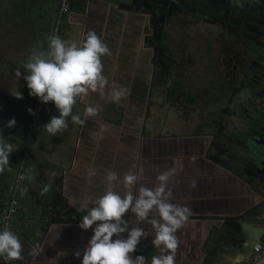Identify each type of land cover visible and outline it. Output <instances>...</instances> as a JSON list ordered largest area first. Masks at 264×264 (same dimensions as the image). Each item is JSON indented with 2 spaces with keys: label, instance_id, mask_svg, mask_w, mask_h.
Segmentation results:
<instances>
[{
  "label": "crops",
  "instance_id": "crops-1",
  "mask_svg": "<svg viewBox=\"0 0 264 264\" xmlns=\"http://www.w3.org/2000/svg\"><path fill=\"white\" fill-rule=\"evenodd\" d=\"M29 1L7 3L10 16L2 19L0 14L1 26H8L9 39H17L26 47L24 58L15 57V64L0 70V96L4 93L7 97L13 90L25 87L16 70H22L18 66L21 60L26 63L34 42H41L45 36L34 37L33 29L27 27L36 12L43 17L46 13L49 20L36 19L35 27L54 25L57 34L67 41H83L88 31H95L110 50V54L101 58L109 83L102 92H90L74 105L73 115H80L85 120L83 125L73 123L69 117L67 129L54 136L43 125L51 116H59V112L53 102L46 103L41 122L31 134L34 147L29 155L33 160L30 163L24 160V173L31 167L28 174L33 179L22 184L18 213L10 227L24 244V259L11 264H81L82 254L77 258L74 253L78 249L82 252L93 231L81 229L80 220L106 191L107 173L117 172L122 181L130 169L141 174L134 193L141 184L153 187L159 174L175 169L168 183L172 193L170 202L187 206L191 212L176 233L179 247L175 264H241L255 243L264 242V167L235 156L244 150L249 135L264 134L261 131L264 83L252 80L251 84L257 85L260 92L244 98L238 92L232 95L235 85L229 78L220 80L211 76L218 81L216 85L191 78L185 83L191 99L185 103V110L179 106L181 100H167L165 106L162 82L172 72L158 66L161 63L158 48L146 36L159 13L168 19L177 17L176 22L186 12L196 13L202 18L197 20L194 16L193 23L187 22L192 31L186 27L184 33L177 35L178 44L185 35L188 43L181 48L190 50L189 59L199 58L202 52L208 56L213 52L222 59L226 55L224 45L234 44L240 52L253 49L255 53L247 56L261 74L264 73V31H260L264 28V0H250L247 5L241 0L239 6H234L241 16L234 17L229 24L238 29L224 18L227 5L232 7L230 0H219L217 4L214 0H195L198 5L193 4L194 0H184L192 9L173 6L171 0H146L149 5L145 0H62L69 8L59 22L60 5L54 0H48L49 5L44 0ZM136 3L147 9L148 18L142 8L132 9ZM23 5L29 13L15 12ZM195 7L199 13L194 11ZM181 28L180 32L184 27ZM198 32L205 39L201 42L204 48L194 55ZM218 42L222 46L218 47ZM182 51L179 47L174 50L180 55ZM241 72L245 74L244 69ZM197 73L193 71L191 75ZM113 87L127 89L126 98L119 104L111 100ZM32 98L29 92L22 99L13 96L14 110L0 114V135L17 146L9 157L10 168L0 173V210L7 197L8 183L23 168L21 149L30 128L32 114L28 109L33 110ZM89 105L98 107L99 112L86 118L84 112ZM12 118L16 124L9 128L3 121ZM214 156L216 162L212 160ZM91 170L96 174L90 175ZM45 185L50 186L46 192ZM117 190L124 191L122 185ZM125 218L130 226H137L133 213H127ZM155 218L159 220L158 216ZM139 227L149 232V236L140 240L133 255H143L146 264H151L152 256L159 251L151 243L155 229L147 222ZM123 236L126 238L127 233ZM33 245L39 246L36 255L30 254ZM0 264H4L2 259Z\"/></svg>",
  "mask_w": 264,
  "mask_h": 264
},
{
  "label": "clouds",
  "instance_id": "clouds-1",
  "mask_svg": "<svg viewBox=\"0 0 264 264\" xmlns=\"http://www.w3.org/2000/svg\"><path fill=\"white\" fill-rule=\"evenodd\" d=\"M108 54V46L95 31H88L80 42L50 35L46 51L38 48L31 50L27 62L23 64L26 72L23 78L31 96L37 97L42 103L53 102L58 110L59 116H51L49 122L43 125L52 136L67 129L69 117L75 124L85 123L80 115H73V107L90 92H102L108 85L101 59ZM21 75L17 69L16 76L20 78ZM11 94L17 99L23 98L19 90ZM126 96V88L113 87L112 102L119 104ZM28 112L34 114L31 108ZM98 112V107L89 105L85 108L84 116L93 117ZM15 124L16 121L12 118L7 127H14ZM16 149L17 146L0 135V173L10 168L9 157ZM31 171L32 168L29 167L20 179L31 181L33 177L28 174ZM89 174L95 175V170H91ZM174 174L175 169L166 170L158 175V183L153 187L141 184L134 193L133 188L141 174L130 169L121 181L117 172L109 171L105 177L108 184L106 191L79 222L81 229L93 231L82 252L78 249L74 253L77 258L82 254L81 264H146L145 256L133 255L140 240L149 236V232L139 227L142 222L150 223L155 229L151 243L159 251L152 256L151 264H175L179 247L176 233L183 227L191 212L187 206L170 202L172 193L168 189V183ZM121 185L123 192L117 190ZM48 187L50 186L45 185L43 190L46 192ZM83 210L77 208V211ZM129 212L134 214L137 226H130L129 220L125 218ZM124 233H127L126 238ZM38 250L39 246L33 245L30 254L36 255ZM23 252L24 244L20 235L6 224L0 230V259L4 264H11L13 261L23 260Z\"/></svg>",
  "mask_w": 264,
  "mask_h": 264
},
{
  "label": "rangeland",
  "instance_id": "rangeland-1",
  "mask_svg": "<svg viewBox=\"0 0 264 264\" xmlns=\"http://www.w3.org/2000/svg\"><path fill=\"white\" fill-rule=\"evenodd\" d=\"M13 1L18 3L17 0H0V14L3 16L2 19H4V18L6 19V16L7 17L10 16L9 12H10L11 8H9V4H11ZM31 1H29V2H31ZM38 1L40 2V0H33V2H38ZM47 1L48 0H44V2H46V4H47ZM54 1L57 3V5H60V16L59 15L57 16V22L63 21L61 18L63 17V14H65V11L68 10L69 6H67L66 10H65L64 9L65 5H66L65 1L64 2L62 0H54ZM149 1H152V0H149ZM218 1L219 0H216V2H218ZM230 1H232V7L227 5V9H226V12L224 15V18L227 19V24H229L231 22V20L234 19V17L237 18V17L241 16L239 14L238 9L236 11V9L234 8V6L237 4L239 6V1H241V0H230ZM249 2H250V0H242V3H244L246 5L249 4ZM7 3H9V4H7ZM2 4H5L6 8ZM47 5H49V4H47ZM147 5H149L148 2H147ZM61 8H63L64 10H62ZM141 8L143 10H145L143 12L146 13L145 15L148 18V15H149L148 11L142 5V3H136L132 9H141ZM157 9L158 8H156V10ZM50 11L51 10L49 9L48 13H51ZM15 12L29 13L27 10V7L25 5H23V8L16 9ZM41 14L42 13L36 12L35 18L29 20L30 22H29V25H27V27L33 29V33H35L34 37H36V35L38 37H40L43 34H45V36L42 37V38H44V40H42L41 42L40 41L34 42L33 45H34V48H39V46H41L40 50L43 49V51L44 50L46 51L47 50V38H48V36L59 35V33L57 34L58 28H57V30H56V28H53L54 25H51V28L50 27H48V28L44 27L43 25L36 26V27L33 25V21L36 22L38 19H41L43 17V16H41ZM44 15H45V17H43V19H47V21H48L49 18L46 15V13H44ZM193 17L196 18L197 20H200L202 18V16L200 18V16L198 14L193 13V15L188 14L186 17L180 18V20H178V22H176L177 17H175V19L174 18L168 19L164 15L162 16V14L159 13L156 16L157 22H151L149 31L147 33V36H146L147 41L148 42L153 41V44L156 45L158 48V50H157L158 54L157 55L161 61V63L158 65H161L164 68V70L170 69L171 70L170 72H172L169 76V79L165 83L166 85L163 84V82H162L163 89H162L161 93H162V95H163L162 97L164 99L163 105L166 106L167 100L168 101L169 100H174V101L175 100H181L183 104L181 103L179 106H181L183 109L186 108L185 105L188 103L186 93L188 94V92H187V89H185L186 88L185 86L182 87V81H181L182 79L186 82V81L191 80V78H193L194 81L197 80V78H199L200 80L205 81L207 83H210L211 85H216L218 81L211 76H215V77L217 76L220 80H227V78H229V80L232 83H234V85H235L233 92H232L233 93L232 95L235 94L234 92H238L239 96H242L244 98H251V97L259 94V92H260L259 87L257 85L254 87L251 84V82H252V80H257L260 82L261 79L263 80L264 74L263 73L260 74L257 71H255V69H256L255 64H250L251 58L249 56H247L248 51L240 52L239 50H236L234 44H231V45L226 44V45H224V51H225L224 54H226V55L222 59H221V57L217 58L212 51H211L212 52L211 55L208 56V54H204V52H202L204 46L201 45V42L204 43L205 39L203 37L202 32H198L199 36H198V39H196V41L198 42L197 47H196V50L192 51V53L194 55H196L197 51L199 53L202 52V53H200L201 56L199 58H196V59L194 56H193L194 59L188 58L189 55H192L190 53V50H185V48H181L182 45L188 43L187 40H185L186 37L183 34V37H181V42L178 44L179 37L177 35L184 33V30L186 29V27L187 28L189 27L188 31H192V26L188 25L187 22L193 23ZM0 22H1V20H0ZM1 25H2V23H0V70L4 69V68H8L12 64H15V60L13 58H15V57L16 58H21V57L24 58V55L26 53V51H25L26 47H24L20 44L21 41H19L17 39H15V40L9 39V31L7 30L8 26H1ZM229 25L237 28L236 25H231V24H229ZM180 26H182V28L184 27L183 30H181V32L179 29ZM20 33H22V32H20ZM20 35H22V34H20ZM150 37H153V40H150ZM156 38H157V41H156ZM237 41H239V40H237ZM239 42L241 43V41H239ZM24 43H26V41ZM38 43H42V45H37ZM212 43L214 44V42H212ZM235 44H237V43H235ZM163 46H165V47H163ZM217 46L218 47L222 46L221 42L220 43L218 42ZM230 46H231V48H230ZM178 47H179V50L180 49L183 50L181 55L179 52L178 53L174 52V50H176V48L178 50ZM32 49L33 48H31V50ZM213 49H214V47L212 48V50ZM31 50L28 51L27 55L31 54ZM24 63L25 62H23V60H21V62L18 65L19 68H22ZM190 66H193V68H190ZM13 67H15V66H13ZM165 67H166V69H165ZM243 69L245 70V74L243 72H241ZM221 70H223V72ZM6 71L8 73L7 69L5 70V72ZM193 71L194 72L198 71L199 74L197 73V74L191 75V73H193ZM20 72L22 73L20 78L22 80H24L23 76L26 75V72L23 68H22V70H20ZM227 72L230 74V76H228ZM182 73L185 74V77L181 79V76H183ZM13 75H15L14 72H13ZM172 80H173L172 86H170V88H168V85L170 84V81H172ZM24 82H25V87H22L21 89L20 88L15 89L12 92L19 90L22 93V96L26 97V94L30 90L27 88V82L25 80H24ZM253 84L255 85L258 83H253ZM186 86H187V84H186ZM182 90L185 92V95L181 92ZM4 95H5L4 93H1V96H0V114H4V113L8 114V112L14 110V105H13L14 101L12 100L13 95L11 94V92L8 95L9 97L8 96L6 97ZM32 97H33L32 100H33V106H34V103H35L37 97H34V96H32ZM230 97H231V95H230ZM31 119H32V117H31ZM40 122H41V117L39 118V124H40ZM3 123L6 124V123H8V121H3ZM0 124H1V122H0ZM175 130H176L175 128H171V131H175ZM31 138L32 137L27 135L25 143L22 146L21 151L23 153V158L21 159L20 167H23L25 165V161L30 163V161L33 160V159H31L32 156L29 155L31 149H33L31 147H34L32 144L33 142H32ZM35 165H37V164H35ZM21 170H23V172H24V167L21 168Z\"/></svg>",
  "mask_w": 264,
  "mask_h": 264
},
{
  "label": "built area",
  "instance_id": "built-area-1",
  "mask_svg": "<svg viewBox=\"0 0 264 264\" xmlns=\"http://www.w3.org/2000/svg\"><path fill=\"white\" fill-rule=\"evenodd\" d=\"M67 6L68 3H66L65 5V10ZM45 107L46 103H42L38 98H36L33 107L34 114L32 115L28 136L32 137V132L38 127L39 118L41 117V114L44 111ZM22 174H24L22 170L18 171L8 183L7 197L0 210V221L3 224V227L6 224L11 227L18 213V207L20 203L19 195L22 184L24 182V180L20 179V176ZM263 256L264 242L257 243L252 247L251 254L244 261H242L241 264H255V262H257Z\"/></svg>",
  "mask_w": 264,
  "mask_h": 264
},
{
  "label": "water",
  "instance_id": "water-1",
  "mask_svg": "<svg viewBox=\"0 0 264 264\" xmlns=\"http://www.w3.org/2000/svg\"><path fill=\"white\" fill-rule=\"evenodd\" d=\"M152 1H154V0H152ZM170 2H171V5L176 6V7H178L179 5L187 7V5L184 4V2H185L184 0H171ZM192 2L194 5H198L195 0ZM214 3L217 4L216 0H214ZM211 7H212V5H211ZM214 7H215V5H214ZM179 8L182 9V7H179ZM260 31L263 32L264 28L260 29ZM156 41H157V38H156ZM260 48H262V47H260ZM246 51H248L247 53L249 55H253L255 53L252 48L247 49ZM250 61H251L250 64H255V62L253 60L250 59ZM165 69H166V67H165ZM167 70L168 69H166V71ZM261 82L264 83V75H263V80L261 79ZM261 99L264 101L263 96L261 97ZM261 131H264V129ZM247 138H248V142L244 146V148H243L244 150L242 152L240 151L239 153H235V156L237 154V156L238 155L241 156L239 158L246 159V160L248 159L252 163V165H254L256 167H264V134H254L253 133V134L249 135V137H247ZM215 159H217L216 156H214L212 158L213 161H215ZM257 243H261V242H257ZM257 243H255V244H257ZM0 262H1V259H0ZM255 264H264V256L261 259H259L257 262H255Z\"/></svg>",
  "mask_w": 264,
  "mask_h": 264
},
{
  "label": "flooded vegetation",
  "instance_id": "flooded-vegetation-1",
  "mask_svg": "<svg viewBox=\"0 0 264 264\" xmlns=\"http://www.w3.org/2000/svg\"><path fill=\"white\" fill-rule=\"evenodd\" d=\"M187 6H188L189 9H192V8L190 7V5H187ZM185 10H186V9H185ZM181 11H183V10L181 9ZM194 11H196L197 13L200 12V10L197 9L196 7H195V10H194ZM184 12H185V11H184ZM175 13H176V12H175ZM187 15H188V14H187V12H186V16H187ZM186 16H183V18L186 17ZM158 66H159V65H158ZM160 66H161V65H160ZM161 67H162V66H161ZM167 67H168V66H167ZM162 68H163V67H162ZM182 74H183V76H181V79L185 77V74H184V73H182ZM163 78H164V77H163ZM181 81H182V87L185 86V83H186V82H185L183 79H182ZM196 81H200V79L197 78ZM165 83H166V81H165V79H164V80H163V84H165ZM217 84H218V83H217ZM165 85H166V84H165ZM162 87H163V86H162ZM183 89H184V88H183ZM168 90H169V89H168ZM181 92L185 95V92H184L183 90H182ZM186 95H187V98H188V97H189V94L186 93Z\"/></svg>",
  "mask_w": 264,
  "mask_h": 264
},
{
  "label": "trees",
  "instance_id": "trees-1",
  "mask_svg": "<svg viewBox=\"0 0 264 264\" xmlns=\"http://www.w3.org/2000/svg\"><path fill=\"white\" fill-rule=\"evenodd\" d=\"M187 100H188V102H190V101H191V99H190L189 97L187 98Z\"/></svg>",
  "mask_w": 264,
  "mask_h": 264
}]
</instances>
